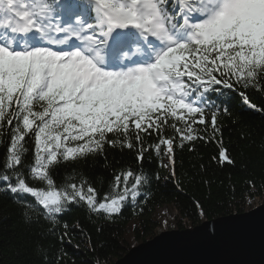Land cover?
Segmentation results:
<instances>
[{"label": "snow or ice", "instance_id": "1", "mask_svg": "<svg viewBox=\"0 0 264 264\" xmlns=\"http://www.w3.org/2000/svg\"><path fill=\"white\" fill-rule=\"evenodd\" d=\"M259 82L264 0H0V127L15 121L8 168L21 165V142L32 133L31 171L51 190H37L22 178L16 185L8 175L2 179L11 193L38 198L49 214L80 202L119 214L125 201L141 196V176L129 187L132 171L115 175L118 195L98 202L91 186L86 192L75 183L55 190L49 166L115 145L120 141L108 134L127 139L130 130L141 143L142 163V134L159 135L167 125L181 134L182 147L196 139L185 134L193 124L210 122L217 132L221 109L208 115L215 107L209 94ZM239 95L257 109L244 92ZM173 143L160 137L155 151L165 146L163 166L175 176ZM219 159L233 162L226 149Z\"/></svg>", "mask_w": 264, "mask_h": 264}, {"label": "trees", "instance_id": "2", "mask_svg": "<svg viewBox=\"0 0 264 264\" xmlns=\"http://www.w3.org/2000/svg\"><path fill=\"white\" fill-rule=\"evenodd\" d=\"M221 91L223 94L215 97L220 100L217 106L208 110L210 115L221 109L217 132L210 122L193 124L185 134L190 131L196 139L183 141L182 147L181 134L167 125L159 135L142 134V163L137 161L141 143L135 141L134 132L130 130L127 139L110 133L109 139L120 142L111 146L105 143L102 150L74 159L58 158L49 166L55 190L64 191L75 183L83 184L86 192L91 186L98 202L101 197L118 195L115 175L132 171L129 187L136 176H141V196L135 202L125 201L116 215L95 212L85 202L66 204L62 214H49L31 194L11 193L2 179L4 175L10 177L12 185L22 178L37 190L51 189L31 171L35 167L32 133L21 142V165L8 168L15 121L12 126L4 123L0 127V264H41V260L43 264H114L134 247L129 245L128 235L136 244L155 236L159 228L155 214L163 206H172L178 212L177 230H186L204 221L241 214L249 200L264 197V82ZM239 92H244L259 110L245 104ZM175 124L183 127L181 121ZM160 137L174 141L175 176L170 167L163 166L168 163L165 146H160L159 153L155 151ZM128 142L133 148L127 147ZM222 149L227 150L232 163L220 161Z\"/></svg>", "mask_w": 264, "mask_h": 264}, {"label": "water", "instance_id": "3", "mask_svg": "<svg viewBox=\"0 0 264 264\" xmlns=\"http://www.w3.org/2000/svg\"><path fill=\"white\" fill-rule=\"evenodd\" d=\"M114 264H264V204L194 228L164 231Z\"/></svg>", "mask_w": 264, "mask_h": 264}, {"label": "rangeland", "instance_id": "4", "mask_svg": "<svg viewBox=\"0 0 264 264\" xmlns=\"http://www.w3.org/2000/svg\"><path fill=\"white\" fill-rule=\"evenodd\" d=\"M262 204H264V197H256L255 200L248 201V206L246 207V209L249 211V209L251 210L254 207H258ZM155 218L156 221L159 223L160 229H163L164 231L177 230V225L180 222L178 212L172 206H163L159 208L155 214ZM183 223L186 227L189 225L185 221ZM157 233L158 232H156L155 236L159 234ZM127 241L130 246H137L140 244H136V241L134 240L131 234L128 235Z\"/></svg>", "mask_w": 264, "mask_h": 264}, {"label": "bare ground", "instance_id": "5", "mask_svg": "<svg viewBox=\"0 0 264 264\" xmlns=\"http://www.w3.org/2000/svg\"><path fill=\"white\" fill-rule=\"evenodd\" d=\"M255 198H256V197H255ZM255 198H254L253 200H255ZM247 206H248V204L246 205V207H247ZM253 207H254V206H253ZM253 207H252V208H253ZM254 208H255V207H254ZM249 210H250V209H249ZM246 211H248V210H247V209H245V211H244V212H246ZM163 231H164V230H163V229H160V227H159V228L157 229V231H156V232H158V233L160 234V233H162ZM158 233H157V234H158Z\"/></svg>", "mask_w": 264, "mask_h": 264}]
</instances>
